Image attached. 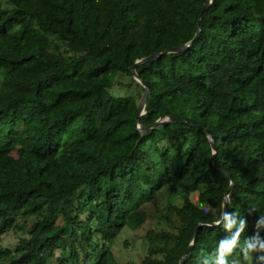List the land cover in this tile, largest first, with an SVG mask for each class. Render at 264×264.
Segmentation results:
<instances>
[{
  "label": "trees",
  "instance_id": "obj_1",
  "mask_svg": "<svg viewBox=\"0 0 264 264\" xmlns=\"http://www.w3.org/2000/svg\"><path fill=\"white\" fill-rule=\"evenodd\" d=\"M207 1L0 0V264H120L147 203L141 264H264V0H213L137 66L140 122L181 121L136 124L131 67Z\"/></svg>",
  "mask_w": 264,
  "mask_h": 264
},
{
  "label": "rangeland",
  "instance_id": "obj_2",
  "mask_svg": "<svg viewBox=\"0 0 264 264\" xmlns=\"http://www.w3.org/2000/svg\"><path fill=\"white\" fill-rule=\"evenodd\" d=\"M22 30L19 31V34ZM116 97L127 95L128 89L125 86H119L117 83L110 90ZM194 200H197L198 193L190 192ZM159 207H166L171 202L180 204V198L168 199L167 191H163L157 198ZM145 208L151 213L149 221L140 229L133 230L126 228L114 241L113 252L120 264H132L136 262L141 264L144 257L147 255L148 244L145 239V234L152 229H160L167 227L166 220L162 218L161 212L156 211V206L147 203ZM7 235V236H6ZM2 242L7 246H15L18 242V237L14 232L6 234Z\"/></svg>",
  "mask_w": 264,
  "mask_h": 264
},
{
  "label": "water",
  "instance_id": "obj_3",
  "mask_svg": "<svg viewBox=\"0 0 264 264\" xmlns=\"http://www.w3.org/2000/svg\"><path fill=\"white\" fill-rule=\"evenodd\" d=\"M213 0H208L207 3L204 5L203 9H202V12L200 14V17L198 19V30L195 34V36L193 37L192 40L184 43V44H181L179 46H175V47H172L170 49H165L161 52H158V53H154L150 56H147V57H143V58H140L136 61L135 65L133 67H131V72L133 73L134 77L142 84L144 85L145 87V91L143 93V96L140 100V103H139V108H138V112H137V115H136V124H137V127L141 130H145V129H148V128H152V127H155L157 125H160V124H163V123H166V122H179L181 120H179L178 118H176L175 116L173 115H167L165 117H161L159 118L158 120H156L154 123L152 124H143L140 122V118L143 114L146 113V106H147V99H148V95H149V87L146 85V83L144 82V80L140 77V75L138 74L137 72V66L145 63V62H149V61H155L157 60L161 54L163 53H168V52H180V51H185L195 40L196 38L199 36L201 30H202V26H201V19H202V16L204 14V12L210 7V5L212 4ZM210 140H211V144H212V148H213V155H212V161L213 159L215 158L216 156V153H217V149H216V145H215V142L213 140V137L210 135ZM215 166H217L215 163H214ZM232 187H233V182L231 184V187L229 188L228 192L226 193V196L224 198V204H223V218L227 215V212H228V205H229V200H230V193L232 191ZM203 223H200L198 228L202 225ZM212 224H217L216 222L215 223H212ZM193 244V243H192ZM189 249V248H188ZM188 249L185 251L184 255L182 256L181 260H180V264H183V261H184V258L188 252Z\"/></svg>",
  "mask_w": 264,
  "mask_h": 264
},
{
  "label": "clouds",
  "instance_id": "obj_4",
  "mask_svg": "<svg viewBox=\"0 0 264 264\" xmlns=\"http://www.w3.org/2000/svg\"><path fill=\"white\" fill-rule=\"evenodd\" d=\"M228 226H231L230 224ZM230 245H234L235 240H232L231 242H229ZM256 245L254 243L251 242H247V248L248 249H253L255 248ZM261 247H264V243L261 244ZM228 251H231V247L228 248ZM217 264H227V261L225 260V256L223 253H221V255L217 258Z\"/></svg>",
  "mask_w": 264,
  "mask_h": 264
}]
</instances>
